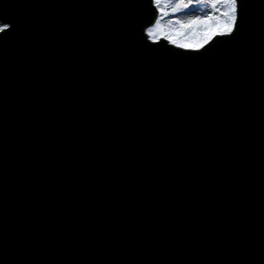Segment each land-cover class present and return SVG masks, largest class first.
I'll return each mask as SVG.
<instances>
[{
  "label": "water",
  "instance_id": "1",
  "mask_svg": "<svg viewBox=\"0 0 264 264\" xmlns=\"http://www.w3.org/2000/svg\"><path fill=\"white\" fill-rule=\"evenodd\" d=\"M0 11V264H264V4L185 55L150 0Z\"/></svg>",
  "mask_w": 264,
  "mask_h": 264
},
{
  "label": "snow or ice",
  "instance_id": "2",
  "mask_svg": "<svg viewBox=\"0 0 264 264\" xmlns=\"http://www.w3.org/2000/svg\"><path fill=\"white\" fill-rule=\"evenodd\" d=\"M162 3L167 4L168 0H150L151 7L155 9V20L149 26L143 27V36L151 44H156L163 38L169 45L180 50L175 55H185L190 52L200 53L215 37L233 38L241 32L250 0H187V3L183 4L184 8L206 4L211 8V12L206 16H196L186 21L172 20L167 25L160 23L161 15L168 14L162 9ZM259 3L264 4V0H259ZM17 29L15 16L0 11V40L13 36Z\"/></svg>",
  "mask_w": 264,
  "mask_h": 264
},
{
  "label": "rangeland",
  "instance_id": "3",
  "mask_svg": "<svg viewBox=\"0 0 264 264\" xmlns=\"http://www.w3.org/2000/svg\"><path fill=\"white\" fill-rule=\"evenodd\" d=\"M185 3H187V0H168L167 4L162 3V9L168 14L161 15L160 23L167 25L169 21L176 19L186 21L196 16H206L211 12V8L206 4L189 5L188 8H184L183 4Z\"/></svg>",
  "mask_w": 264,
  "mask_h": 264
}]
</instances>
